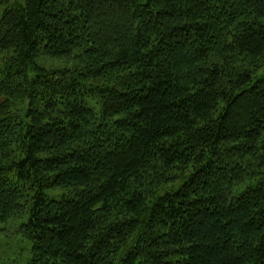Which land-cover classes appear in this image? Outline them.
<instances>
[{"label": "trees", "instance_id": "trees-1", "mask_svg": "<svg viewBox=\"0 0 264 264\" xmlns=\"http://www.w3.org/2000/svg\"><path fill=\"white\" fill-rule=\"evenodd\" d=\"M0 6V222L28 264H264V0Z\"/></svg>", "mask_w": 264, "mask_h": 264}, {"label": "rangeland", "instance_id": "rangeland-1", "mask_svg": "<svg viewBox=\"0 0 264 264\" xmlns=\"http://www.w3.org/2000/svg\"><path fill=\"white\" fill-rule=\"evenodd\" d=\"M17 4H23L24 0H15ZM4 6H0V13ZM45 66L51 69H62L70 63L66 61H45ZM264 75V66L253 74L256 79ZM2 98L0 97V102ZM24 219L0 222V264H28L31 259L32 243L25 239L19 228Z\"/></svg>", "mask_w": 264, "mask_h": 264}]
</instances>
